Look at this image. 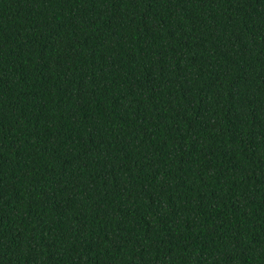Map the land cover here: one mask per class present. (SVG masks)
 I'll use <instances>...</instances> for the list:
<instances>
[{"label": "trees", "instance_id": "obj_1", "mask_svg": "<svg viewBox=\"0 0 264 264\" xmlns=\"http://www.w3.org/2000/svg\"><path fill=\"white\" fill-rule=\"evenodd\" d=\"M0 264H264V0H0Z\"/></svg>", "mask_w": 264, "mask_h": 264}]
</instances>
